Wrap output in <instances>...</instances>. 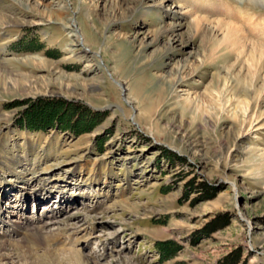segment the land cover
Segmentation results:
<instances>
[{
	"label": "rangeland",
	"instance_id": "374dc122",
	"mask_svg": "<svg viewBox=\"0 0 264 264\" xmlns=\"http://www.w3.org/2000/svg\"><path fill=\"white\" fill-rule=\"evenodd\" d=\"M53 1L0 0L12 13L0 22V64L9 69L0 75V209L5 220L25 225L23 214L46 230L37 241L8 224L10 244L24 250L16 264H76L69 250L93 264H230L235 251L234 264H264V71L253 79L248 66L253 44L264 47V1L140 0L109 22L117 0H57L78 44L42 16ZM168 10L208 19L222 31L215 45L233 30L213 61L193 55L194 71L175 87L160 75L201 54V36ZM167 23L176 24L173 51L164 49L168 34L153 40ZM16 192L23 200H10ZM50 214L73 228L50 226Z\"/></svg>",
	"mask_w": 264,
	"mask_h": 264
},
{
	"label": "bare ground",
	"instance_id": "6f19581e",
	"mask_svg": "<svg viewBox=\"0 0 264 264\" xmlns=\"http://www.w3.org/2000/svg\"><path fill=\"white\" fill-rule=\"evenodd\" d=\"M13 1L18 2L19 4H21L24 7L32 8V7H29L30 0H13ZM56 1L50 2L49 5H46L44 10H42L43 15L42 14L41 15L42 16H47L49 19L50 18L51 19H57L60 22H62L64 24V26L66 27V29H67L68 35L71 37V39L75 40L76 44H78V42H80V41L76 39V35H77V32H78L79 29L77 28L76 24L73 22V19L70 16H67L68 12H67L66 7L64 5H62V3L60 1H57V2ZM138 1H140V0H136L135 5L129 6L128 8H122V6H121L122 3L119 0H117L115 10L113 9V11L111 10V12L107 14L106 20H108L109 22H114V21H117V20L125 19L127 16H130V14H132L134 12L135 6H136ZM254 1L258 3L261 0H254ZM147 2L148 1H146L145 8H147V7H156V8L159 7V8H162V6L164 8V4H163L162 1H153L152 3H147ZM37 6H38V3H37ZM177 6H178L179 9H182L180 4L179 5L177 4ZM34 7H36V5ZM96 8H97L96 5H94V6L92 5L90 7H87V9L89 11L88 13L89 14L95 13ZM37 10H38V7H37ZM11 14H12L11 11L6 10V12H5L3 7L0 5V22L3 23L4 20L6 21L7 16L9 17ZM36 14H39L38 11L36 12ZM168 14H170V15L173 14L175 16L176 15H180V17L181 16H185L186 18H189L190 28L192 30L193 37L196 36V35H200L201 36V39H200L201 40V42H200V44H201V54H195V51L189 53L187 58L183 62L177 63V66H176L175 70L172 71L169 75H165V74H161L160 75L162 80L164 79V80L168 81V83H170L169 85H171L172 87H175L176 84L179 81L184 80L183 78L185 77V75L187 76V74H191L194 71V69L190 68V64H189L190 58L194 57L193 55H195L196 61H198L199 65L200 64L201 65H205L206 63L213 61L214 56H215L218 48L221 47L222 45L226 44V42L230 40V37L233 35V32H232L233 30L230 27H226V30H225L226 33H224L222 39H220L221 42L219 41L220 43L218 45H215L213 41H214L215 37H217V35L219 33H222V31L217 33L218 29H216L217 30L216 31L215 30L216 27L213 28V26L211 27V26L208 25V23H209L208 19L202 18V17H197V14H195L194 12H189L188 10H182L181 12H178V10L177 11H172V10L169 11L168 10ZM217 23H221V22L217 21ZM175 25L176 24H172L171 25L170 23H167L154 36L153 40H156L158 37H160L162 35H167V34L169 35L168 36L169 37V44L164 47L165 50L167 49V50H172L173 51V50L176 49V46H174V42L177 41V40H175V33H174L175 32V27H176ZM134 39H136V36H134ZM233 40H234V38H233ZM181 43H182V41L180 42V44ZM241 46H242V44H241ZM233 47H235V46H233ZM252 49H253V51L252 50L250 51L251 59L248 60V66H249V68L251 70V73L253 74V79H254L256 74L258 73V71L261 69V67H263V71H264V47L257 46L255 44H253V48ZM84 53H85V49H84L83 53L79 52L78 54L76 53L75 55H77L78 58H80V57H83ZM239 56L241 57V55H239ZM30 62H32V61H30ZM38 62L39 63H43V64L47 63V61H45V60H40ZM8 73H9V69L4 67V65L0 64V75L1 76H6ZM263 77H264V75H263ZM60 79L62 80L61 84H64V85H66L67 81H69V77H67V75H66V77H63V78H60ZM216 79H218V80L220 79L224 83L229 82L228 80H226L227 78H225L224 76H220V75ZM92 81L95 82V80H92ZM175 96L177 97V101L181 102V105L194 106L193 108H195L196 110H200L199 107L198 108L195 107V105H196L195 102L197 100L196 98H192L191 99L189 96L181 97L180 95L176 94V92H175ZM260 96H261V94L255 96L256 97L255 98L256 101L259 100ZM238 102H239V104H241L245 108V110H244L245 113L244 114H246L248 106H249V102H244L243 103V102H241L240 99L238 100ZM25 184L27 186H30V184H28V181H26ZM43 190H44V188L41 191H43ZM58 193L61 194V198H62V196L65 197V195H64V193L62 191H59V192L57 191V194ZM16 194H17V192L14 195H16ZM4 195H6V194H4ZM14 195H13V197H14ZM18 195L19 194H17L14 197V199L11 197L10 200L11 201L13 200V202H16V200H18V199L23 200L24 193H20V196H18ZM26 195H28V194L26 193ZM43 196L38 198V201H37L38 204H40L42 202V201H39L40 198L44 199ZM58 197H59V195H58ZM61 198H60L59 202H61ZM58 210L55 211L54 213L58 214V213L61 212V211H58ZM42 212H43V214H45V210H43ZM48 212L49 213H53L52 211L51 212L47 211V213ZM12 213H14V212H12ZM5 214H10V212L6 211L5 207L3 209L1 208L0 209V224H2L4 226L5 230L3 231V234L0 237V264H16L17 261H15V258L17 256H19V252L22 253V252H24V250L23 249H19V248H18L19 250H17L13 245L10 244V233L7 232L8 231L7 230L8 224L10 226L17 225L19 228L21 226L22 227H26V228H30L31 229L30 232H29L30 237L32 239H34V240H37V241L40 240V238L42 237V233H44L46 230L42 229L39 225H37V223H36L37 220L35 218L28 217V216H23V214H22L21 215V218L23 220L22 223H24L25 225H21L20 222H17L15 220H9V219L5 220V218H6ZM49 216H50L49 219H51L50 226H52V224H59L60 228H58V229H71V228H73L71 223L64 222V219L63 220L62 219H52V218H54L53 214H50ZM38 220H40V217L38 218ZM45 225H47V224H45ZM11 231H16V229L13 228ZM8 245H10L11 248L7 247ZM25 251H27L29 253L28 250L25 249ZM48 251L49 250H47V252ZM68 253H69V255L67 256V258L71 262H74L76 264H80L82 262L84 264H93V262H88L85 259L83 260L82 259V255H80V253L78 251L69 250ZM52 255H50V256H52ZM124 262L127 263L126 260Z\"/></svg>",
	"mask_w": 264,
	"mask_h": 264
},
{
	"label": "trees",
	"instance_id": "16d2710c",
	"mask_svg": "<svg viewBox=\"0 0 264 264\" xmlns=\"http://www.w3.org/2000/svg\"><path fill=\"white\" fill-rule=\"evenodd\" d=\"M225 221H223L222 223H220L219 224V227L221 226V225H223V224H225V222H226V219H224ZM210 226H212L211 227V230H214L215 228H217V225H210ZM231 256V258H232V256H233V259L231 260V263L230 264H234L235 262H236V260H237V258H238V251H235L233 254H231L230 255ZM230 256H228V257H230Z\"/></svg>",
	"mask_w": 264,
	"mask_h": 264
}]
</instances>
